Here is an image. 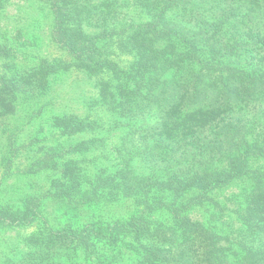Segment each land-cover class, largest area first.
Segmentation results:
<instances>
[{"label": "trees", "instance_id": "16d2710c", "mask_svg": "<svg viewBox=\"0 0 264 264\" xmlns=\"http://www.w3.org/2000/svg\"><path fill=\"white\" fill-rule=\"evenodd\" d=\"M28 1L67 58L26 66L0 45V121L59 72L93 93L52 122L77 141L24 170L51 186L0 205V228L21 235L6 264H264V0ZM132 197L129 215L44 209Z\"/></svg>", "mask_w": 264, "mask_h": 264}, {"label": "rangeland", "instance_id": "374dc122", "mask_svg": "<svg viewBox=\"0 0 264 264\" xmlns=\"http://www.w3.org/2000/svg\"><path fill=\"white\" fill-rule=\"evenodd\" d=\"M50 22L49 15L33 7L28 0H8L0 7V45L12 47L13 53L9 57L17 56L18 63L22 65L28 66L42 58L48 59L47 62L53 67L62 65L63 60L67 58L66 53L51 38ZM9 57L4 61L10 62ZM82 77L75 68L55 74V87L53 86L44 100L31 103L28 98H23L17 112L0 121V205L18 206L23 203L24 197L33 193L40 194L42 188L51 186V182L45 178L47 171L43 173V180L37 171L29 175L24 170L28 166L38 168L48 162V156L41 165L37 161L46 151L52 152L55 148L70 146L77 141L78 137L56 139L57 130L52 122L56 116L69 112L72 104L82 105L85 93L79 92L80 90L86 88L89 90L88 94L93 93L90 84ZM50 170L54 171L55 176H60L62 167ZM230 193L231 191H227L226 199ZM101 204L82 208L83 210H73L67 207L66 203L49 199L45 200L44 209L45 214L53 218L52 222H58V218H64L68 211H87L100 215H115L124 211L123 214L129 215L130 208L135 205L137 208L142 207L135 197L125 198L115 205ZM228 207L230 208L229 204ZM214 209L216 212L224 211L225 214L228 211L221 207ZM71 219L69 217V220ZM32 230L35 228L28 229V232ZM17 232L0 228V264H6L5 257L22 247L19 242L21 235ZM25 232L21 231L22 234ZM22 253L20 249L18 255Z\"/></svg>", "mask_w": 264, "mask_h": 264}]
</instances>
